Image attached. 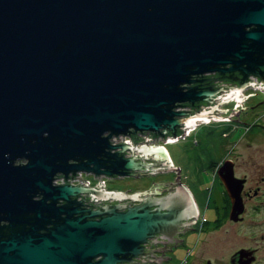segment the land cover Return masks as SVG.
<instances>
[{
	"label": "water",
	"instance_id": "water-1",
	"mask_svg": "<svg viewBox=\"0 0 264 264\" xmlns=\"http://www.w3.org/2000/svg\"><path fill=\"white\" fill-rule=\"evenodd\" d=\"M246 86L264 94V0H0V264L169 259L164 247L181 243L175 234L192 229L186 220L195 218L178 176L163 184L173 192L143 199L136 196L159 194L163 185L125 194L66 179L78 171L93 178L177 173L163 148L145 141L180 137L195 120L237 116L215 113L230 94L244 109L241 100L252 95L240 94ZM184 106L190 111H174ZM117 136L128 143L111 144ZM55 177L63 183L52 186ZM222 184L236 219L241 181L229 172ZM96 200L103 205L82 204ZM142 242L163 243L153 249L161 255Z\"/></svg>",
	"mask_w": 264,
	"mask_h": 264
},
{
	"label": "flooded vegetation",
	"instance_id": "flooded-vegetation-1",
	"mask_svg": "<svg viewBox=\"0 0 264 264\" xmlns=\"http://www.w3.org/2000/svg\"><path fill=\"white\" fill-rule=\"evenodd\" d=\"M208 73L204 75H211ZM256 83V78L248 77ZM220 80H214L212 83H219L216 86H229L231 83H221ZM236 84H232L235 87ZM224 93L219 91L218 94ZM242 96H247L241 100V106L245 107L240 110V102L232 98L230 94L222 100L217 109L224 110L215 113V116L226 117L232 111H238L237 116H229V120L219 119L209 122H202V120H195L193 127H186V134L175 139H170L166 135L163 142L161 137L156 135L152 137V141H145L147 146H161L165 151L171 167H177L178 172L167 171L166 173H155L140 175L137 177L128 175H119L112 178H121L124 185L121 188L106 189L114 190L125 194L141 193L147 191L153 184H173L174 179L178 176V184L186 191L195 209V218L187 219L190 223L182 233L175 234L176 239H181V243L170 247H164L165 251H155L153 249L162 248L163 243L142 242L143 249L153 250L151 254L155 257H169L161 260L160 264H264V94L259 87L246 86L241 91ZM221 98L213 99V103H218ZM262 101V102H261ZM261 102V103H258ZM235 103L237 104L236 106ZM255 105V106H254ZM252 107V108H249ZM204 109V106L199 104L197 111ZM232 110V111H231ZM174 111H190L188 106L175 107ZM181 116H175L180 118ZM237 119V120H235ZM201 122V123H200ZM182 125V124H180ZM182 130V126L177 127ZM244 130V131H243ZM238 138L233 137L239 133ZM137 137H146L149 132L144 131ZM129 138V137H128ZM243 140L245 151H239L235 145L238 140ZM190 140L194 147L190 150H185L186 164L184 166L195 173V181L190 180L188 176L183 175L182 165H175L173 159L168 154L164 145L171 143L178 145L180 141ZM137 145H144V141L136 143ZM25 159H20L21 164L25 163ZM18 162L15 159L12 165ZM143 162L157 163L155 161L146 160ZM157 168V166H156ZM147 172L146 170H141ZM231 173L232 177L241 181V189L239 196L241 199L242 210L237 215L236 219L229 217L230 199L222 184V177ZM85 175V174H84ZM203 181H199V179ZM57 177L53 178L51 185L58 184ZM208 179L211 183V190L208 199L203 201L202 193L205 189V180ZM169 188L168 185H163L155 189L159 194H143L136 196L137 198H160L165 196L171 190H163ZM128 190V191H127ZM79 196H85L86 193H79ZM76 196L75 201L81 200ZM31 199L37 200L38 196H31ZM54 205H61L62 199H57ZM113 201V200H108ZM126 201H119L122 203ZM98 204L100 200L96 201H82V204ZM136 200L134 204H139ZM99 205H103L101 202ZM79 207H83L79 205ZM88 209L89 206H84ZM90 210H96L95 207H90ZM77 214L74 213L73 216ZM63 216V214H60ZM94 220L97 218L94 217ZM249 221V236L241 233L239 225ZM3 222H0V225ZM50 226L46 224L45 227ZM184 227L179 226L176 231H181ZM256 228V230L254 229ZM154 237L146 238L150 241ZM147 250H143L146 252ZM140 256L132 257L133 260H139ZM100 258V255L93 257V261ZM154 257L145 255L144 260H153ZM119 264H126L119 263ZM130 264H139V262H131ZM146 264H158L154 261H148Z\"/></svg>",
	"mask_w": 264,
	"mask_h": 264
},
{
	"label": "rangeland",
	"instance_id": "rangeland-1",
	"mask_svg": "<svg viewBox=\"0 0 264 264\" xmlns=\"http://www.w3.org/2000/svg\"><path fill=\"white\" fill-rule=\"evenodd\" d=\"M244 131V130H243ZM239 133H237L234 138H238L239 137ZM125 138H127V136H124ZM117 138V139H116ZM122 136H117V137H111L109 142H111V144H116V142L119 140L122 141ZM236 149L239 151H245V146H244V142L243 140L239 139L237 141L236 144H234ZM164 147L166 148L168 154L171 156V158L173 159V162L175 165H182L184 166V163L186 164V160L185 159V154H189L185 153V150H190V147H194V145L192 144V142L190 140L186 141H180V143L178 145H173L171 143H167L166 145H164ZM191 151V150H190ZM185 168H183L182 172L183 175L188 176V178L190 180H196L194 177L196 176L194 172H192L189 168V171L187 170V167L184 166ZM103 176V175H102ZM86 179L90 182L91 185H94L96 183V177L92 174H86L85 175ZM105 184L104 187L106 189H116V188H121L123 187V185L125 184L124 181L121 178H107V177H103ZM199 181H203L201 178L199 179ZM205 189L204 192L202 193V197H203V201L205 202L206 199H208L209 197V193L211 190V183L209 182L208 179L205 180ZM239 230L241 231L242 234L249 236V221L242 223L241 225L238 226ZM256 230V228H254Z\"/></svg>",
	"mask_w": 264,
	"mask_h": 264
},
{
	"label": "built area",
	"instance_id": "built-area-1",
	"mask_svg": "<svg viewBox=\"0 0 264 264\" xmlns=\"http://www.w3.org/2000/svg\"><path fill=\"white\" fill-rule=\"evenodd\" d=\"M122 141H125L126 143H128V140H129V138L127 137V138H125L124 136H122ZM121 140H119V142H122ZM116 143H118V141L116 142ZM75 174H78V175H74L73 177H77V178H79V179H81V180H78L77 178H73V179H70L69 180V178L68 179H66V181L68 182V183H70V184H80V185H82V186H96L97 185V183L98 182H101V184H102V188L103 189H105V187H104V184H105V181H104V179H103V177L104 176H102V175H99V176H95L96 177V183L94 184V185H91L90 184V182L86 179V177H85V175L86 174H88V173H84V172H82V171H78V172H76ZM85 174V175H84ZM56 181H57V183L59 184V183H63V178L62 177H58L57 179H56ZM86 182H87V184H86ZM83 183V184H82ZM86 184V185H85Z\"/></svg>",
	"mask_w": 264,
	"mask_h": 264
}]
</instances>
